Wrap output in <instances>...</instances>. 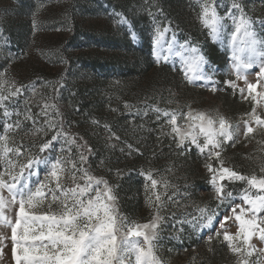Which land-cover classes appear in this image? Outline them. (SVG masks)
Here are the masks:
<instances>
[{
	"label": "rangeland",
	"instance_id": "obj_1",
	"mask_svg": "<svg viewBox=\"0 0 264 264\" xmlns=\"http://www.w3.org/2000/svg\"><path fill=\"white\" fill-rule=\"evenodd\" d=\"M220 5L218 14L223 15L224 0H220ZM243 5L247 16L255 22L257 37L264 38L260 25L264 20V0H243ZM198 10V0H0V47L10 58L6 65L8 83L0 76V90L13 85L34 86L22 91L9 104L10 110L21 114L19 117L14 114L10 122L17 118L22 121L20 129L9 133L10 147L22 145L30 149L26 155H36L39 143L54 133L34 136L33 122L24 121L23 114L30 109L36 115L45 103L53 105L49 111L60 113L55 117L58 125L62 122L69 135L82 137L78 142H87L92 148L94 154L89 156L85 167L93 175L117 182L115 173L121 170L118 211L129 223H149L157 214L156 208L149 207L147 197L151 196L163 218L157 248L162 264H236L237 257L223 241L224 231L234 234L237 229L234 217L225 221L223 229L217 222L214 229L197 232L189 224L177 223L184 218L191 220L199 215V208L205 207L217 211L218 220H222L226 214L230 215V208L226 202L217 209L218 201L205 167L206 153L202 155L191 146V150L179 154L172 137L162 135V130L170 132L166 124L170 117L161 116L157 121V113L152 111L160 108L179 113L177 123L185 131L190 130V121L184 115L189 111L204 112L217 120L223 116L241 129L243 121L249 119L253 102L243 98L247 95L243 79L236 81L238 89L245 88L242 96L238 89L212 92L208 81L189 84L183 72L178 74L183 68L189 75H195L184 59H190L191 54L179 48L188 39L199 45L201 54L217 69L213 80L220 89H224L223 80L229 78L226 73L234 55L241 63L252 62L253 67L244 70L251 83H257V73L264 62L261 55L264 47L257 46L253 53L243 33L232 41L230 32L234 29H226L221 39L213 40L196 19ZM121 17L129 23H120ZM154 17L161 32L169 24L172 28L157 45L159 63L152 50ZM173 32L177 43L169 49ZM219 53L220 60L212 62L209 56ZM3 59L0 56V62ZM204 70L207 72V65ZM231 78L236 79L234 73ZM261 90L258 85L257 91ZM260 103L264 100L259 101L258 111ZM137 110L139 116L134 115ZM44 119L38 117L37 128L46 127ZM93 120L99 125L93 124ZM253 127L255 131L248 137L241 131L233 141L225 143L221 152L224 167L249 177L264 175L260 171L264 167V131L254 122ZM0 135H3L2 111ZM200 140L203 141L202 136ZM129 145L133 150L131 155ZM60 147L61 143L56 142L51 153L39 155L54 158ZM101 160L105 161L103 167ZM211 162L213 167L221 166L215 158ZM37 170L43 179L42 166H37ZM149 173L157 181L154 189ZM220 183L236 197L231 203H242L239 197L247 186L246 181ZM67 184L70 186L71 181ZM17 208L18 205L12 209L13 218ZM216 230L220 231L219 238ZM253 243L257 249L264 248L255 237ZM5 251L10 255V247ZM250 259L257 261V254ZM259 259L264 261V253L259 254Z\"/></svg>",
	"mask_w": 264,
	"mask_h": 264
},
{
	"label": "snow or ice",
	"instance_id": "obj_2",
	"mask_svg": "<svg viewBox=\"0 0 264 264\" xmlns=\"http://www.w3.org/2000/svg\"><path fill=\"white\" fill-rule=\"evenodd\" d=\"M198 7L196 19L213 40L221 39L226 29L231 28L234 29L230 32L232 41L236 40L237 34L243 33L250 45V51L255 53L257 46L264 47V38L257 37L255 22L247 16L243 0H224L223 15L218 14V9L221 8L220 0H198ZM149 15L152 13L149 12ZM153 22L155 25V17ZM120 23L128 24L129 21L121 17ZM131 23L135 25V21ZM260 25L264 29V20L260 21ZM170 31H172L170 24L164 27L163 32L160 25L154 27L151 40L157 63H159L157 45L161 44V37ZM176 43V33L173 32L169 49ZM179 48L182 52L191 54L190 59L188 57L184 59L195 75H189L183 68L178 70V74L183 72L187 83L193 84L198 80H204L209 82L212 92L229 88L236 92L238 89L236 81L243 79L247 95L243 96L245 88L238 90L243 98L250 99L253 105L251 112L248 113L249 119L243 121V129L232 125L223 116L217 120L204 112L189 111L184 115L185 119L190 121L188 124L190 130L185 131L177 123L179 113L162 111L160 108L152 109L157 113V121L161 120V116L170 117L166 120L170 132L162 130V135L172 137V143L179 150V154L191 150V146H195L202 155L206 153L205 167L210 174L209 183L213 187L214 198L218 201L217 209L226 202L230 208V215L226 214L222 220H218L217 211L205 207L198 209V216L191 220L184 218L177 223L189 224L191 230L197 232L204 229L212 230L217 222L223 229L225 221L234 217L237 229L234 234L224 231L223 241L227 242L229 251L237 257L236 264H264V261L259 259V254L264 253V248L257 249L256 243H253L255 237L258 243L264 244V175L253 174L250 177L242 175L232 168L224 167L221 159L225 143L233 141L241 131L248 137L255 131L253 122L264 131V103L259 104L260 111L257 107L259 101L264 100V62L260 64L257 83H251L244 76V70L252 68V62L241 63L234 55L231 58L232 66L226 73L229 78L223 80L224 89H220L218 82L213 80L217 69L213 68L201 54L202 49L199 45H193L188 39L180 43ZM0 56L4 57L3 62H0V69L3 70L0 76L8 83L6 78L9 69L6 65L9 64L10 58L2 47ZM205 65L207 72L204 70ZM233 73L236 79L231 78ZM258 85L262 89L259 92ZM33 87L13 85L6 90H0L3 123V135H0V264H162L157 255L163 220L159 215V207L151 202L149 195L147 197L149 207L156 208L157 214L152 216L149 223H129L118 211V179L121 177V170H116L117 182L93 175L89 168L85 167L89 156L94 154L92 148L88 147L87 142L83 144L78 142V139H83L82 137L69 135L64 130L62 122L58 125L55 117L60 113L57 111L52 114L49 111L53 105L45 103L36 115H33L30 109L23 114L24 121L33 122L34 136L40 133L45 136L49 132L54 133L50 139L39 143L36 155H26L30 149L22 145L9 146V133L14 129H20L22 124L19 118L10 122L14 114L17 117L21 114L10 110L9 104L14 102V98L22 91ZM125 107L130 108L127 104ZM147 114L145 110L144 115ZM134 115L139 116V110ZM39 116L45 118L46 127H36ZM92 123L99 125L95 120ZM105 129L111 131L107 125ZM116 139L119 140V137ZM56 142H60L61 147L54 158L51 155H39L51 153ZM128 149V154L131 155L133 151L131 145ZM123 151L124 149H121V152ZM213 158L219 162L220 167H213L211 162ZM37 166H42L44 170L43 179L39 178ZM100 166H105V161L101 160ZM260 171L264 173V167H261ZM108 172L111 173V169H108ZM148 179L151 180L154 189L157 181L151 179L150 173ZM69 180L70 186L67 184ZM224 180L230 183L246 181L247 186L241 190L239 197L242 203H231L236 197L232 191H225V185L220 183ZM159 200L160 197L157 196L156 201ZM17 205L13 218L11 212ZM216 236L219 238V230H216ZM211 240L212 237L209 236V241ZM9 247L10 255L5 251ZM254 253L257 254L255 262L250 259Z\"/></svg>",
	"mask_w": 264,
	"mask_h": 264
},
{
	"label": "trees",
	"instance_id": "obj_3",
	"mask_svg": "<svg viewBox=\"0 0 264 264\" xmlns=\"http://www.w3.org/2000/svg\"><path fill=\"white\" fill-rule=\"evenodd\" d=\"M215 46V45H214ZM213 46V48H215ZM217 53V52H216ZM218 57V58H217ZM219 57H220V53L219 54H216V56H209V58H210V60L212 61V62H216L217 63V61H218V59H219ZM217 59V60H216ZM220 60V59H219Z\"/></svg>",
	"mask_w": 264,
	"mask_h": 264
}]
</instances>
